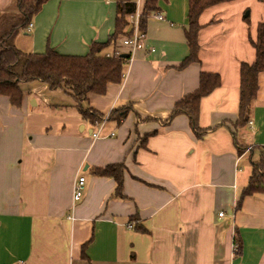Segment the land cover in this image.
Segmentation results:
<instances>
[{"label":"crops","instance_id":"obj_1","mask_svg":"<svg viewBox=\"0 0 264 264\" xmlns=\"http://www.w3.org/2000/svg\"><path fill=\"white\" fill-rule=\"evenodd\" d=\"M132 1L143 13L146 0ZM157 7L165 18H148L145 48L126 61L121 82L83 103L101 121L90 123L68 91L41 81L20 84V106L0 95V264H264V194L243 195L264 148V71L249 121L239 125L241 65L256 60L251 40L264 23V0L205 9L200 63L183 69L189 0ZM17 11L18 0H0V12ZM116 23L115 0H49L15 44L85 56ZM124 39L105 53L126 51ZM203 72L218 74L221 85L201 101L207 131L197 137L186 115L169 119ZM123 107L130 110L121 123L109 120ZM113 164L126 168L124 198L114 178L94 174Z\"/></svg>","mask_w":264,"mask_h":264},{"label":"trees","instance_id":"obj_2","mask_svg":"<svg viewBox=\"0 0 264 264\" xmlns=\"http://www.w3.org/2000/svg\"><path fill=\"white\" fill-rule=\"evenodd\" d=\"M49 0H18L17 12H0V95L10 97L11 103L20 106L23 99L21 83L41 81L49 85L51 90H66L77 103L81 115L90 123L102 120V115L93 109H86L83 103L88 101L90 93L104 94L109 83H119L122 80L124 65L130 57L129 50L120 48V54L105 53L109 46L116 48L119 38L132 35L133 28L129 16L137 10L132 0H115L117 2L116 31L106 43L93 42L85 56L61 55L48 47L43 54L24 52L20 50L15 39L22 32H27L33 19ZM160 0H146L141 16L140 29L145 31L148 15L157 10ZM228 0H189V27L185 30L190 48L189 56L181 63L183 69L191 63H200L198 56L200 45L198 41L201 25L199 18L210 6ZM129 29V30H128ZM251 43L256 51V60L252 64L241 65V88L239 101V125L248 123L251 107L259 89L258 77L264 71V23L258 27L257 41ZM118 48V47H117ZM221 85L218 74L203 72L200 76L199 88L186 95L175 104L169 121L178 115H186L197 137H202L207 130L200 127L199 117L201 101ZM130 108L123 107L112 111L109 120L121 123ZM243 149L239 147V153ZM253 172L250 182L244 190V197L264 194V148L257 162H253ZM126 168L124 164H113L96 168L94 174L101 177H111L116 181V195L124 198L123 181ZM236 254L241 252V240L235 237Z\"/></svg>","mask_w":264,"mask_h":264},{"label":"built area","instance_id":"obj_3","mask_svg":"<svg viewBox=\"0 0 264 264\" xmlns=\"http://www.w3.org/2000/svg\"><path fill=\"white\" fill-rule=\"evenodd\" d=\"M141 16L142 13H140L138 10L129 16V22L133 28V33L131 36L126 37L123 40V45L129 50V54H130V57H128L127 59L128 62L135 51L145 48L146 32L140 29ZM151 17L157 20H164L165 18L161 12H151L148 15V18ZM32 26L33 24L30 25L28 31L31 30ZM118 54H120V51L116 50L115 55ZM102 130H103V125H100V128L97 130V132L93 133V137L94 138L100 137V135L102 134ZM113 134L114 133H112V135ZM84 189H85V177L81 176L77 178L73 184V197L75 201H79L83 197ZM223 215H224L223 213L219 214L220 217H223ZM17 264H26V263L24 261H19Z\"/></svg>","mask_w":264,"mask_h":264},{"label":"flooded vegetation","instance_id":"obj_4","mask_svg":"<svg viewBox=\"0 0 264 264\" xmlns=\"http://www.w3.org/2000/svg\"><path fill=\"white\" fill-rule=\"evenodd\" d=\"M136 11H137V10H136ZM136 11H135V12H136Z\"/></svg>","mask_w":264,"mask_h":264}]
</instances>
